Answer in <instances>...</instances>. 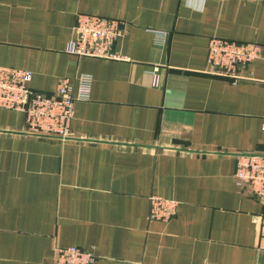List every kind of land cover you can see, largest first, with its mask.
<instances>
[{"label":"crops","instance_id":"0c3cea01","mask_svg":"<svg viewBox=\"0 0 264 264\" xmlns=\"http://www.w3.org/2000/svg\"><path fill=\"white\" fill-rule=\"evenodd\" d=\"M79 13L123 21V58L68 52ZM213 36L261 55L223 75ZM0 65L49 94L90 76L70 138L0 108V264L71 245L95 264H264V205L234 177L237 153L264 150V0H0ZM152 195L177 202L169 220Z\"/></svg>","mask_w":264,"mask_h":264},{"label":"built area","instance_id":"2783aa9c","mask_svg":"<svg viewBox=\"0 0 264 264\" xmlns=\"http://www.w3.org/2000/svg\"><path fill=\"white\" fill-rule=\"evenodd\" d=\"M74 31L68 52L81 57L123 58L115 48V42L125 33L122 20L96 13H79ZM261 51L257 43L213 36L209 41L208 61L217 72L239 78L240 70L258 58ZM32 78L30 69L0 65V108L23 112L28 134L61 139L72 137L75 102L89 97L90 76H81L78 92L68 78H61L56 92L50 94L32 88ZM0 131H4L1 125ZM234 177L264 205V150L237 153ZM150 198L152 218L169 220L176 213L177 202L159 195ZM98 258V254L79 245L57 247L56 264H95Z\"/></svg>","mask_w":264,"mask_h":264}]
</instances>
